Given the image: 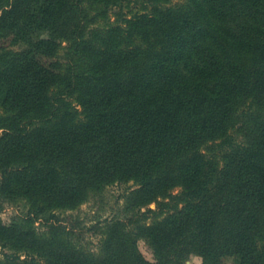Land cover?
<instances>
[{
  "label": "trees",
  "instance_id": "obj_1",
  "mask_svg": "<svg viewBox=\"0 0 264 264\" xmlns=\"http://www.w3.org/2000/svg\"><path fill=\"white\" fill-rule=\"evenodd\" d=\"M127 1L0 0V194L53 217L134 179L147 202L188 204L136 231L111 220L99 256L64 231L41 241L32 218L0 222L3 245L26 264H186L194 252L264 264V0H145L127 25H94ZM209 140L231 154L226 168L204 158Z\"/></svg>",
  "mask_w": 264,
  "mask_h": 264
},
{
  "label": "rangeland",
  "instance_id": "obj_2",
  "mask_svg": "<svg viewBox=\"0 0 264 264\" xmlns=\"http://www.w3.org/2000/svg\"><path fill=\"white\" fill-rule=\"evenodd\" d=\"M188 1L189 0H162L165 5L186 3ZM144 2L145 0H130L125 2L123 6H114L107 12L102 13L97 18L94 25H99L101 28L107 30L109 26L113 24L121 23L127 25V22H125L123 18L125 16H132L137 10L143 11L145 9V7H143L145 5ZM149 2L146 10L151 11L153 3L152 1ZM159 20L160 19L150 20L152 27L158 26L160 23ZM47 34L48 33H45L44 35L47 36ZM135 41H140L144 44L147 43L141 38V36H136ZM122 43L124 44V42H119L117 45H122ZM66 44L65 41L59 47L61 53L66 51V48L64 47ZM101 46L106 45L102 42ZM200 151L203 153L205 159L214 157L216 159V164L220 169L226 168L225 166L230 161L231 154L228 152L223 153L222 151L217 152L215 143L211 140L201 145ZM216 185L217 184L211 187L209 192L210 195L217 192L219 189V186L216 187ZM182 186L183 184L181 183L176 184L171 186L169 191L177 193L181 190ZM139 188L140 184L135 182L134 179H130L129 181L116 180L113 183L92 190L87 199L73 209L57 208L55 210L56 216L53 217L50 214L45 213L37 214L33 210L30 212V201L27 198L8 199L0 194V222L3 225H10L13 222H20L32 218L37 231V237L41 241L50 239L57 234L56 231H64V239L69 240L72 243V247H76L86 255L99 256L103 255V242L109 235L110 227L114 226L113 223H109L111 220L116 221L121 218L125 223H129L127 224L128 228L135 229V227L137 228V226L142 224L150 225L157 221L165 220L171 214L176 213L178 209H183L188 204L185 201L180 202L178 209H174L167 204L170 197H163L162 195L158 196L157 199L152 200L151 202H147L146 199L150 198V193H143ZM156 192L157 191H155V194ZM51 226H53V229H51ZM136 230L137 229H135V231ZM138 247L148 260L155 261L156 255L154 248L151 246L147 238L140 236L138 239ZM54 249L61 248L57 246ZM5 252L11 254L20 253L21 258L16 259V261H18L16 264H26L22 262L21 259H32V256L27 253L26 250H19L14 246L6 247L0 239V257L2 259L6 258ZM35 256L37 260L34 262H45V260L40 258L39 255L35 254ZM186 264L213 263L205 262L204 256L194 252L189 255ZM225 264L239 263L236 260V257H230Z\"/></svg>",
  "mask_w": 264,
  "mask_h": 264
}]
</instances>
